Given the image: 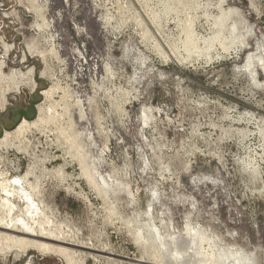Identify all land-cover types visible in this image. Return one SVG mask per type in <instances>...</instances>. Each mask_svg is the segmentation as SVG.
Wrapping results in <instances>:
<instances>
[{"label":"rangeland","instance_id":"obj_1","mask_svg":"<svg viewBox=\"0 0 264 264\" xmlns=\"http://www.w3.org/2000/svg\"><path fill=\"white\" fill-rule=\"evenodd\" d=\"M179 1L186 2L0 0V37L11 47L5 56L0 44L4 70L33 68L36 82L33 91L6 94L0 138L22 120H35L38 105L47 104L42 91L58 88L56 120L32 128L24 151L16 143L1 149V166L11 177L34 168L30 181L40 184L54 225L47 226L63 232L59 237L83 264H176L173 248L178 253L171 256L183 263L187 222L217 237L218 245L242 249L252 264H264V126L256 123L264 119V90L236 70L264 45V0H252L258 12L250 0H224L223 8L239 9L252 28L248 48L208 63L175 64L157 48L167 54L171 45L186 56V21L196 11L201 17ZM135 15L151 39H143ZM199 20L196 29L205 34ZM32 40L35 54L26 47ZM52 48L47 60L37 53ZM262 71L257 68V78L264 82ZM76 147L108 187V200L83 177ZM246 162L257 172L246 170ZM149 227L172 248L160 251L163 242L153 240ZM137 229L150 239L146 247L137 243ZM0 264L65 263L29 250L0 255Z\"/></svg>","mask_w":264,"mask_h":264},{"label":"bare ground","instance_id":"obj_2","mask_svg":"<svg viewBox=\"0 0 264 264\" xmlns=\"http://www.w3.org/2000/svg\"><path fill=\"white\" fill-rule=\"evenodd\" d=\"M178 3H180L179 6H182L184 3L185 9L192 7L194 8V11L198 10L201 13V17L196 15V11L195 15L186 21L184 32L186 33L187 41L185 40V44L183 43L184 46H182L186 56H183L179 52L180 50L177 51V48H172L171 45L168 47L170 51L168 50L169 52L166 54L162 49H160V47H158V43H156V46L159 48H157V52L165 59L171 60L175 64H184L192 62L193 60L195 62L197 60H204L208 63L209 61H212L214 56L222 59L226 55H231L232 52L237 53L241 51L242 48H248V36H251L252 28L248 27L247 21L242 18V14L239 9L232 8L225 10L223 8L225 4L224 0H208L204 4L196 0H186V2L179 1ZM169 5L170 8L175 6H173L171 3ZM250 5L252 9L258 12L257 6L252 0H250ZM176 7L177 6H175V8ZM212 9L217 11L216 15L210 11ZM200 18L205 20V26L207 27L205 34L198 32L196 29L195 20H199ZM132 19L137 23L138 26H143L141 28L143 31V39H151L148 28L143 25V20L141 17L139 15H135V17ZM108 21L110 20L108 19ZM42 22L43 25L46 26L43 16ZM154 22L155 21L153 20V24ZM185 33H183L184 36ZM0 44L5 51V56H7L11 50L10 45L3 41L1 37ZM31 44H35L33 40L31 43L27 42L26 47L30 54H35L37 50L35 51L34 45L32 46ZM37 53L40 58L47 60V57L50 56L49 53H53L54 55L55 51L52 48L50 52L40 51ZM4 59H6V57H4ZM4 59H0L1 109L5 108L7 105L6 94H8V92L17 93V91H20L21 87H28V89L30 88L33 91L36 87V82L32 78L33 68H30L26 72H23L19 69H13L7 74L4 70L6 64ZM258 67H260L263 70L262 72H264L263 44H258L256 52L247 55L245 66H243V68L236 66V70H238L239 73L246 72L253 85L256 88L264 90V82L259 81L257 78ZM106 69H108V66ZM46 71L48 72L49 70ZM46 71H44L43 74H45ZM48 77L50 78L52 75L50 74ZM57 91L58 88L55 85L50 86L49 89L42 91V95L45 98L44 101H46L47 104L45 106L38 105V115L35 120L26 121L24 119L13 131H5L3 136L0 138V150L8 148L9 146H13L16 143L17 149L24 151L25 143L23 139H26L24 137L31 131L32 128H40L43 125L56 120L57 117H55V110L57 102H55L53 98L57 94ZM63 94L65 96L66 92H63ZM246 116L250 120H253L252 114H248ZM256 123L260 128V125L264 126V119ZM65 139L68 140L66 135ZM69 143L71 144V139ZM75 151L76 154L73 155V158L80 165L83 177L100 197L104 198L105 201L108 200V187H103L99 183L98 179H96L95 176L89 171L88 165L86 163L88 156L82 152V148L80 147H76ZM4 159L5 158H3L0 154V255L13 252L15 253V256H19L20 254L24 255L29 250H34L41 255H46V257H59L64 261L65 264H83V262H81L82 258L79 255H76V253L70 248L68 243L69 241H63V238L59 237V235H62L63 232H59V229L57 228L54 229L55 227L51 229L49 226H47L51 224L53 225V223L50 221V218L47 216V209L49 207H46L47 209H45L44 203L40 200L42 191L37 179H35V182L30 181L31 177H34L36 174V171L34 174V168H29L23 175H13L11 177L6 167L4 169L1 166ZM252 165L253 163L246 162L245 169L254 174L257 172V169L252 167ZM57 173L64 177L62 170H58ZM20 204L23 205L22 208L19 206ZM48 211L50 210L48 209ZM123 220H126V218H123ZM127 223L129 225L132 224V222L130 223L129 221ZM46 226L48 228H46ZM68 228L70 229V227ZM143 230L144 229H137L135 232L137 243L142 247H146V244L149 243L150 239L148 240ZM149 230L151 232L150 227ZM151 234L154 241L158 240L163 242V248H161L160 251L162 249L165 250L168 247L172 248L173 245L167 246L164 243L166 238L162 234H153L152 232ZM186 236L188 237L189 241L185 242L184 245L181 246L184 252L183 255L186 258L183 260V263L177 260L175 254L174 256H171L174 251L178 253L175 248L169 250V256L174 258L173 260L176 264H252L249 255L246 254L242 249L218 245V241L216 242L217 237L209 235L207 231L197 226L195 227L188 222L186 224ZM166 237L171 238L172 242H174L170 235ZM76 238L78 239V237ZM163 258L164 256H161L160 260L162 261Z\"/></svg>","mask_w":264,"mask_h":264}]
</instances>
